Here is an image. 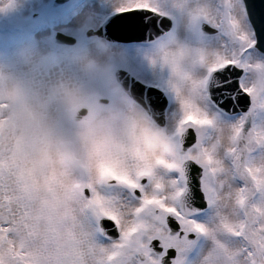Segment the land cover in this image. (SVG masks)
Masks as SVG:
<instances>
[{"label": "snow or ice", "instance_id": "6c2138e0", "mask_svg": "<svg viewBox=\"0 0 264 264\" xmlns=\"http://www.w3.org/2000/svg\"><path fill=\"white\" fill-rule=\"evenodd\" d=\"M113 9L119 38L165 53L123 89L170 130L175 162L82 175L77 213L24 169L0 111V264H264V0Z\"/></svg>", "mask_w": 264, "mask_h": 264}, {"label": "clouds", "instance_id": "9594fccd", "mask_svg": "<svg viewBox=\"0 0 264 264\" xmlns=\"http://www.w3.org/2000/svg\"><path fill=\"white\" fill-rule=\"evenodd\" d=\"M23 55L27 78L0 71V111L10 117L12 147L24 169L71 210L86 208L77 188L82 175L95 179L101 167L119 171L134 163L162 172L174 164L170 130L123 89L106 63L107 48L51 61ZM155 55L163 60L165 53Z\"/></svg>", "mask_w": 264, "mask_h": 264}, {"label": "rangeland", "instance_id": "374dc122", "mask_svg": "<svg viewBox=\"0 0 264 264\" xmlns=\"http://www.w3.org/2000/svg\"><path fill=\"white\" fill-rule=\"evenodd\" d=\"M52 1L53 0H27L25 2V0H0V60L2 56L6 55L7 53H10L13 56L12 60H8L6 66L3 69L6 73L9 72V74L21 79L27 78V72L23 71L25 60H23L22 56L23 53L26 54L33 52L28 49L29 47L25 50L19 49L16 51V45L20 43L29 44L28 42H32V46L34 43H39L40 46L44 48V52L40 53V56L47 57L48 55H54L59 58L65 53L79 51L84 49L86 46H92L96 44V42L102 41L96 37L94 38L87 36L88 30L95 31L100 26L93 27L91 25H86L85 29L81 33H75L74 29L72 30L71 28L67 27L70 21H72L71 19L76 18V16L82 12L85 7H92L96 0H73L66 6L57 10L52 9ZM40 12L42 16L41 19L33 21V17ZM107 18H105V20ZM38 23H43L45 26V28L41 30L42 32L49 33V35H45V38L41 37L42 39H37L35 38V34L29 33L31 26ZM59 32L65 36L75 39L76 44L72 47L58 46L54 44V35ZM132 46L140 47L143 45ZM148 46L152 45H144L143 47ZM19 59H22L21 62ZM111 62L110 70L113 73L115 70H124L139 82H146L143 81L136 71L130 67L131 65L126 59L121 58L120 60Z\"/></svg>", "mask_w": 264, "mask_h": 264}, {"label": "bare ground", "instance_id": "6f19581e", "mask_svg": "<svg viewBox=\"0 0 264 264\" xmlns=\"http://www.w3.org/2000/svg\"><path fill=\"white\" fill-rule=\"evenodd\" d=\"M26 2V1H25ZM24 2V3H25ZM115 0H96L92 7L88 8L85 7L82 12H80L76 18L71 19L68 28L74 29L75 33H81L86 25H91L93 27H98L95 31L88 30L87 33H91L92 37L95 38L94 33L98 30H101L100 28L110 19L112 18L114 14V5ZM49 4V3H48ZM110 16V17H109ZM109 17V18H107ZM105 18H107L105 20ZM105 20V21H104ZM111 25V24H110ZM67 28V29H68ZM62 29V28H59ZM45 35H49L48 32L44 33L40 30V32L35 34V38L42 39L41 37L45 38ZM107 38L98 37V39L102 40L100 42H96V44L92 46H86L84 49L79 51H87L91 53L92 55H96L100 51H102L104 48H107L110 55L106 61L108 67L111 66V61L120 60L121 58L126 59L130 63V67L136 71V73L143 79V81L149 82L153 79L154 75L159 71L158 65H153L152 63V57L155 55V50L153 46L143 47L144 45H151L149 43H126L123 40L125 38H119L115 33H106ZM89 36V37H91ZM47 40V39H46ZM108 42V44H107ZM29 44L23 43L16 45V51L17 50H25L30 49L33 53L39 54L44 52V48L40 46V44L34 43L33 46L31 45L32 42H28ZM17 44V43H15ZM14 44V45H15ZM24 45V47H23ZM36 45V46H35ZM129 45V46H125ZM132 45H143V46H132ZM12 52V50H11ZM25 54V53H23ZM15 55V54H14ZM4 56V57H3ZM0 60V71H4V67L6 66L8 60H12L13 56L10 53H7L6 55H3ZM8 58V59H7ZM23 60H25L24 55L22 56ZM57 56H47L46 59L51 61L53 59H57ZM20 62L22 59H19ZM9 71V70H8ZM23 71L26 72L25 66L23 68ZM115 70L114 72H116ZM122 71V70H121ZM5 72V71H4ZM9 73V72H8ZM130 75L129 73H127ZM27 76V75H26ZM131 76V75H130ZM133 79L134 77L131 76Z\"/></svg>", "mask_w": 264, "mask_h": 264}, {"label": "water", "instance_id": "95a60500", "mask_svg": "<svg viewBox=\"0 0 264 264\" xmlns=\"http://www.w3.org/2000/svg\"><path fill=\"white\" fill-rule=\"evenodd\" d=\"M72 0H55L53 7L57 8V7H61L67 3H69ZM115 19V16H113L112 18H110L97 32L94 33L95 36L97 37H103V38H107L106 33H114V31L111 28V22ZM91 33H88L87 36H91ZM124 42H141V43H148L146 41L143 40H137V39H125L123 40ZM55 42L57 44L63 45V46H73L75 44V40L64 36L62 34H56L55 36ZM115 76L118 80V82L122 85L123 88H127L129 85H132V90L133 92H135L136 88L138 85H140L141 83H139L138 81H136L135 79H133L130 75H128L126 72L121 71V70H117L115 73ZM191 140H194V137L190 138Z\"/></svg>", "mask_w": 264, "mask_h": 264}, {"label": "flooded vegetation", "instance_id": "af4514ba", "mask_svg": "<svg viewBox=\"0 0 264 264\" xmlns=\"http://www.w3.org/2000/svg\"><path fill=\"white\" fill-rule=\"evenodd\" d=\"M14 1H18V0H14ZM27 1V0H25ZM41 12L38 13L37 15H35L33 17V21H36V20H40L41 19ZM42 28H44V24L43 23H38V24H34L31 26L30 30H29V33L30 34H36L37 32H39Z\"/></svg>", "mask_w": 264, "mask_h": 264}]
</instances>
